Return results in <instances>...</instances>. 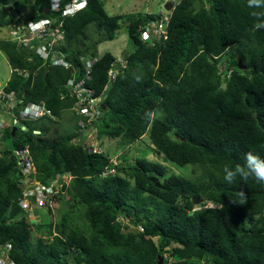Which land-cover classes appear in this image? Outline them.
I'll return each instance as SVG.
<instances>
[{"label": "trees", "instance_id": "obj_1", "mask_svg": "<svg viewBox=\"0 0 264 264\" xmlns=\"http://www.w3.org/2000/svg\"><path fill=\"white\" fill-rule=\"evenodd\" d=\"M11 1L0 0V29L45 17L50 4L33 0L22 20L23 9L16 8L18 19L1 9ZM193 1L177 2L167 40L150 47L141 42L138 27L153 15H111L100 0H88L84 10L66 18L60 49L79 67L78 77L84 73L79 57H97L87 85L96 94L105 93L97 105L103 104V112L96 124H84L85 134L94 123L99 136L115 139L121 147L146 134L165 161L199 166L201 174L168 173L162 163L139 157L101 177L109 158L89 152L84 142H71L74 129L63 134L49 125L30 124L29 131L12 136L7 127L6 146H0V247L11 245L14 264H159L166 249L169 264H196L202 258L212 264H264V184L238 179L230 186L222 171L225 164H243L248 151L264 156V29H253L247 0H199V9ZM89 25L96 26V40L88 34ZM122 25L130 47H137L124 54L125 66L116 65L118 75L109 82L115 56H98L96 47L113 40ZM0 50L11 67H26L30 74L40 64L35 55L37 62L28 61L30 52L6 38L0 39ZM71 74L49 64L33 77L12 72L3 91L13 93L19 106L43 101L57 116L49 120L55 124L71 105L60 97ZM25 144L42 182L57 174L74 176L68 198L57 196L54 203L58 218H42L34 229L18 203L19 167L11 153ZM194 196L214 206L193 210ZM162 264H168L163 257Z\"/></svg>", "mask_w": 264, "mask_h": 264}, {"label": "clouds", "instance_id": "obj_2", "mask_svg": "<svg viewBox=\"0 0 264 264\" xmlns=\"http://www.w3.org/2000/svg\"><path fill=\"white\" fill-rule=\"evenodd\" d=\"M87 5H88V0H87ZM87 5H86V7H87ZM9 6H11L13 8V10L17 11L16 8L12 6V4ZM49 6H50V4L47 7L49 8ZM247 7L251 10L249 12V15L253 20V24H252L253 29L254 30L264 29V0H247ZM85 8L80 9L74 15H76L80 11L84 10ZM172 9L170 11L166 10V11H162L159 13L139 11L140 13H146V14L153 15L152 19L146 21L143 24H140L138 27V33L140 36L143 35V32L146 29V27L149 29V35H148V37H145L146 41L143 42L144 44H147L150 47H155V46L164 44V42L168 38V25H169V18H170V13H171ZM137 12H132V13H137ZM11 14H12V12H11ZM44 15H45V17H40V18H37L34 20L30 19V20L25 21V22L27 23L30 21H37V20H41V19H45V18L50 19L52 17V13L50 11L48 12V14H44ZM74 15L69 16V17H73ZM18 18H19V13H18V17H16L15 19H18ZM21 18H24V17H21ZM65 20H66V18L64 19V24H63V29H64L63 35L61 38H59L57 40L56 44H54V50L56 51L55 58L58 60H63L64 62L69 63L70 66L68 68H66L65 65H63V64H52V62H51L52 61L51 60L52 55L49 57V59L44 64H43L42 59H40L38 56H35L39 60H41V62L38 65V67H36V69H34L32 71L31 74H30L28 68H26V67L13 68L11 66H10V73H12V72L16 73L17 72V73L21 74L22 76L25 74V75H31L33 77L37 73V70H39L43 66L49 64L50 66H59V67H64L66 69H69L72 74H71V77L68 79H71L74 76H76V79L84 78L85 71H86L85 62L87 60H94V62H95L97 57H92V58L91 57L85 58L84 56L79 57V60L84 63L83 64L84 73H83V75L78 77L79 67L68 57V54L66 52H64L63 50L60 49V45H62L63 40L65 38ZM0 38H2V37H0ZM4 38H6L7 40H10V36L4 37ZM13 42H15V41H13ZM22 49H24V48H22ZM25 50H27V49H25ZM32 55L33 54H31L28 57V61H30V62H32L35 58L33 55V59L30 60L29 58ZM101 55L98 54V56H101ZM6 60H7V58H6ZM116 65L119 66L120 68H123L122 63L113 62L111 64L109 71H108V81L109 82L114 81L118 75L117 73L119 72V69L116 68ZM22 69H25L26 72H22L21 71ZM90 72H91V70H90ZM10 76H11V74H10ZM9 79H10V77H9ZM137 80H139V77H137ZM87 81H90V80H86V82L84 84L85 87L90 88L93 91L92 94H90V97L93 99L92 104L95 103V105L90 109V110H92V109H95L97 107L96 104H98L101 101H104L105 93L102 92L100 94H96L94 88L87 85ZM67 85H68V83H66V82L63 84L62 90L63 89L64 90L60 92V97H61V100L64 99L67 101H71V105L69 107V113L71 114V116L73 117V119L75 121L77 119V117L80 115L79 112L74 107L75 104L79 103V97L75 94H72L70 87H68ZM105 87H107V86L105 85ZM6 96L8 98L6 99V101H4L5 103H3V100L6 98ZM19 102H20V100L16 99L13 96V93L6 95V94H4L3 89L0 91V105H1L0 116H2V118L0 117V137H3V129H5L7 127H10L11 132H12V128L14 126H16L17 124H19L17 126L15 132H17L19 130L27 132V131H29L30 127L26 124V122H29V123L30 122H37V123H41V124L43 123L46 125V123L48 124L49 120L52 117H57L52 113V111L50 109H48L46 107V105L43 101L28 102L24 106H19L18 105ZM92 111L95 112V117H96L95 123H97V121H99V119H98L99 116H101L100 113L103 112V104L99 105L97 107V110H92ZM67 112H68V110H67ZM4 116H10V120L4 119L3 118ZM51 126L53 127V124H51ZM55 126L57 127V125H55ZM74 130H76L75 131L76 136L73 137L71 142L78 144L77 142H79V140H81L80 138H84L83 139L84 140L83 145L85 146V148L89 152H97V153L102 152V153H105V155L109 158L110 166H108L104 169V171L100 174L101 177L114 175L116 173L117 165H119L120 163L123 164L124 161L119 162V160L117 161L116 159L111 158V155L107 154L103 150V148H102V150L100 149V151L92 150L93 146L86 142V139L88 137L85 134L81 133L80 127H78V128L74 127ZM15 132H14V134H15ZM34 132H35V134H39L40 130L35 129ZM14 134L11 133L12 136ZM145 135L146 134L142 135L140 139H142V137ZM97 137L100 139V138L104 137V135H102V136L100 135ZM140 139H138V140H140ZM138 140H136V141H138ZM148 141L150 143L149 144L150 146L148 148H150L151 150L154 149V151L156 152V148L150 142L149 138H148ZM1 142H2V140L0 139V146L5 148L6 142L5 141H4V143H1ZM118 145H119V143H118ZM11 153L13 155H15V157L17 158V164L19 167V172L16 174V176L18 177L17 180L19 181L18 185L21 188V195L18 198V203H19V206L21 207L22 211L27 214V218H26L27 222H29V224L31 225V228L34 229V226H35L34 224H39L41 222V219H42L38 214L35 213L37 206H41L42 208H43V206H45L47 204L52 206L53 200H54V202H53V204H54L57 201V196H60V195H63L66 198H68L67 189H68V187H70L71 180L74 176L69 174V173L57 174L53 178H47L46 182H42L40 179L37 178V168H36V166L32 160L30 150H29V146L27 144H25L22 148L11 150ZM139 157H145L148 161L159 162V163H160V161H162V159L164 160V158L162 156H161V160H159V161L151 160V159L147 158V155L145 153ZM24 170H26V172L28 174L36 175V177L32 178L31 180H29L27 182H23L22 184H20V179H21L22 174L24 173ZM222 171H223V180L230 186L236 184L238 179L240 182H243L244 184H247L249 179H253L256 183L264 184V156L256 154L253 151H248L244 154V163L243 164L236 163L234 166H230L228 164H225L223 166ZM153 179H156V181H154L155 184L157 182L161 183L160 179L158 177H152V180ZM161 184L163 185V183H161ZM239 196L242 199L244 198L245 193L243 190H240ZM200 198H201V196H200ZM201 201H203V200H201ZM22 202L26 203V207H24L22 205ZM203 202H205L206 205H204L203 207H199L197 209L214 206V204L210 201H208V202L203 201ZM198 203H196L194 205H197ZM195 207L193 210H196ZM126 224L130 226V224L128 222ZM35 236H39V234L35 233ZM6 244L7 243H5L4 245H6ZM4 245H2L0 247V255H1L0 260L5 259V257H6L5 252H4ZM172 246H174V245H172ZM9 250L7 251V258L12 261V264H14L13 260L9 257ZM165 254L167 255V258H171L170 253L167 249L162 255H165ZM159 257L161 258V261L159 260V264H162V257L163 256L159 255L158 259H159ZM167 258L165 260H167ZM171 261H172V258H171ZM195 261H196V264L197 263L212 264V262L210 260L208 261L206 258H202L200 260L195 259ZM170 262L168 261V264ZM0 264H3V263L0 261ZM7 264H10V263H7Z\"/></svg>", "mask_w": 264, "mask_h": 264}, {"label": "rangeland", "instance_id": "obj_3", "mask_svg": "<svg viewBox=\"0 0 264 264\" xmlns=\"http://www.w3.org/2000/svg\"><path fill=\"white\" fill-rule=\"evenodd\" d=\"M30 2H26V6L24 9L23 6V2L24 0H12L11 4L13 7L15 8H21L22 10V16L21 17H25L30 5L33 3V0H29ZM102 4H104L105 9L107 10V12L111 15L114 14H122V13H127V12H152V13H157L158 11H166L165 9V3L167 1L172 2V6L174 7L177 2L179 0H101ZM15 2H17V5L15 4ZM201 5V3H200ZM9 19H12V15H8ZM15 18V17H14ZM13 18V19H14ZM10 34V26L8 27H2L0 29V37L4 38L9 36ZM88 34L90 35V37L93 38V40L97 39V34H96V26L95 25H89L88 26ZM141 42H145L146 38L144 35H139ZM1 39V38H0ZM131 44H129L128 42V36L125 30L124 25L121 26L120 30H118L115 34V38L111 41H103L101 43H99V45L96 47V50L98 52L99 55L104 54L105 52H110L113 56H115V61L114 62H120L122 63V67H124V57H125V53L128 54L130 53V50L135 49L137 47V45H134L133 47H130ZM2 50H0V91L3 89L4 85L7 83L9 77H10V65L8 63V61L6 60L5 56L2 54ZM35 61V59H34ZM37 61L41 62V60L37 59ZM35 61V62H37ZM82 64H84L82 62ZM75 108H77V106H74ZM2 118V116H0ZM4 119H9L10 120V116H4ZM95 119V118H94ZM84 122L83 118L79 115L77 117V119L74 121L73 117L71 116V114L69 113V109L68 112L65 114V117L63 119H61L60 121H58L57 123L53 124V127L51 126V123H46V125L50 126L51 130H54L55 128L58 129L59 132L61 133H67L70 132L72 129H74L73 126H75V128H77V126H79L80 124H82ZM92 123V122H91ZM26 124L30 127V124L32 126H36V127H42L43 123H37V122H26ZM57 125V127L55 126ZM91 128V132L87 133V139L86 142L88 144H91L93 146L92 150H98L100 151V149L103 150L107 153L111 155V158L116 159L117 161L119 160V162H128V161H135L139 156H141L142 154H146L147 158L151 159V160H161V156L159 154H157L154 149H150L148 148L150 145L149 141H148V137L147 135L143 136L142 139L133 142L132 144L126 146V147H121L120 145H118V141H116L115 139H111L109 137H107L106 135H104V137L102 138H98L97 136H99L94 130L96 128V126L93 124L90 125ZM97 129H100L99 126H97ZM82 130V129H81ZM76 130H74L75 132ZM84 132V130H83ZM35 133V132H34ZM76 133V132H75ZM0 139L2 140L1 143H4V139L3 137H0ZM81 139V138H80ZM84 139V138H83ZM82 140H79V142L77 143H82ZM103 140V141H102ZM100 147H99V146ZM160 163H163L166 167H167V172L171 173V172H175L177 174H183L186 175L188 177L194 178L198 175L201 174V169L199 166L196 165H191V164H186L184 166H178L174 163H171L169 161H165L162 159V161H160ZM36 175L34 174H28L26 172V170H24V173L21 176L20 179V184H22L23 182H27L29 180H31L32 178H35ZM161 183L162 180H160ZM54 202V200H53ZM52 202V206L47 204L45 206H43V208L41 206H37V209L35 211L36 214H38L41 218L43 219H47L50 218L52 220H56L57 217V212L55 209V206ZM204 205H206L205 202L200 201L197 205H195V209L199 208V207H203ZM49 208H53L52 209V213L48 215L47 213V209ZM130 219L133 218V216H129ZM128 219L125 218L124 219V223H127ZM134 225L130 224V229H133ZM1 256V255H0ZM4 256V255H3ZM163 258H167V255H162ZM167 260L170 262L171 258H167ZM167 261V262H168ZM197 264H201V263H197ZM203 264V263H202ZM205 264V263H204Z\"/></svg>", "mask_w": 264, "mask_h": 264}, {"label": "built area", "instance_id": "obj_4", "mask_svg": "<svg viewBox=\"0 0 264 264\" xmlns=\"http://www.w3.org/2000/svg\"><path fill=\"white\" fill-rule=\"evenodd\" d=\"M87 5V0H50L49 11L52 13V17L30 21L22 22L19 25H12L10 27V40L15 41L19 47L27 49L31 54L38 56L43 60V64L52 55V64H63L66 68L70 66L69 63L63 60H58L55 58L56 51L54 50V44L63 35V24L64 19L74 15L80 9L85 8ZM23 20V18H22ZM145 37L149 35V29L143 32ZM33 55L29 58L33 59ZM55 59H54V58ZM94 60H87L85 62V76L84 78L76 79V76L71 78L68 87H70L72 94L79 97V103L82 104L79 113L87 116V120H92L95 118V112L90 110L93 105V99L90 97L92 94V89L85 87L86 80H90V70ZM26 72L25 69L21 70ZM22 205L26 207V203L22 202ZM10 249V244L4 245L5 259L0 260L3 264L10 263L12 261L7 258V251Z\"/></svg>", "mask_w": 264, "mask_h": 264}, {"label": "water", "instance_id": "obj_5", "mask_svg": "<svg viewBox=\"0 0 264 264\" xmlns=\"http://www.w3.org/2000/svg\"><path fill=\"white\" fill-rule=\"evenodd\" d=\"M193 5H194V8H196V9H199L200 8V1L199 0H194L193 1ZM173 8V6H172V2H170V1H167L166 3H165V9L167 10V11H170L171 9ZM3 11H6V12H12V14H13V16L16 18V17H18V12L17 11H15V10H13V8L11 7V6H3L2 8H1ZM48 12H49V8L48 7H46L45 9H44V14H48ZM242 63H241V60H239L238 59V66L240 67V68H245L246 66H244V65H241ZM19 124H17L16 126H14L13 128H12V134H14V132H15V130H16V128H17V126H18ZM153 181H156V179H153ZM156 185L158 186V187H161L162 189H168V187H166V186H164V185H162L161 183H159V182H157L156 183ZM200 201V196H194L193 198H192V202L194 203V204H196V203H198ZM159 260L161 261V258L159 257Z\"/></svg>", "mask_w": 264, "mask_h": 264}, {"label": "bare ground", "instance_id": "obj_6", "mask_svg": "<svg viewBox=\"0 0 264 264\" xmlns=\"http://www.w3.org/2000/svg\"><path fill=\"white\" fill-rule=\"evenodd\" d=\"M70 81H71V79H69L67 83H70ZM99 103H100V102H99ZM99 103H98V104H99ZM98 104H96V105H98ZM75 105L77 106V108H75V109H76L78 112H80L81 107H82V104L78 103V104H75ZM75 105H74V106H75ZM92 105L94 106L95 103L92 104ZM94 110H96V108H95ZM79 114H80V116L83 118L84 122H83L82 124H80L78 127H80V130L82 129V130H81V133L85 134L86 131L84 130V124H85L86 122H88V123H89V122H94V123H95V119L93 118L92 120L89 121V120H87V116H86V115H84V114H82V113H79ZM95 118H96V117H95ZM51 120H53V121L56 120V117H52ZM95 124H96V123H95ZM95 124H94V125H95ZM83 130H84V132H83ZM85 135H87V133H86ZM82 139H83V138H81V140H82Z\"/></svg>", "mask_w": 264, "mask_h": 264}, {"label": "crops", "instance_id": "obj_7", "mask_svg": "<svg viewBox=\"0 0 264 264\" xmlns=\"http://www.w3.org/2000/svg\"><path fill=\"white\" fill-rule=\"evenodd\" d=\"M101 1V0H100ZM101 3H102V1H101ZM104 5V4H103ZM105 7V6H104ZM159 12H162V11H158L157 13H159Z\"/></svg>", "mask_w": 264, "mask_h": 264}]
</instances>
